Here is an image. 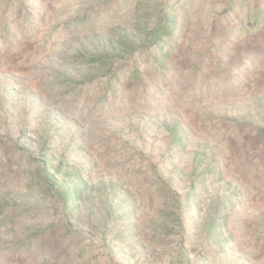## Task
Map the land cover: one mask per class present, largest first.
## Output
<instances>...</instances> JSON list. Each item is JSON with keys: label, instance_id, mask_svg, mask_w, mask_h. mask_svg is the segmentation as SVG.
<instances>
[{"label": "rangeland", "instance_id": "rangeland-1", "mask_svg": "<svg viewBox=\"0 0 264 264\" xmlns=\"http://www.w3.org/2000/svg\"><path fill=\"white\" fill-rule=\"evenodd\" d=\"M197 1L0 0V264H264V5Z\"/></svg>", "mask_w": 264, "mask_h": 264}, {"label": "crops", "instance_id": "crops-1", "mask_svg": "<svg viewBox=\"0 0 264 264\" xmlns=\"http://www.w3.org/2000/svg\"><path fill=\"white\" fill-rule=\"evenodd\" d=\"M211 1H213V0H199V1H197L196 4L200 8V10H202V7L205 6V5H208V3H210ZM261 4L264 5V3H261V0H260V3L258 5L261 6ZM247 9L248 8L245 7V11H247ZM256 43L259 44L262 49H264V36H261V38H259Z\"/></svg>", "mask_w": 264, "mask_h": 264}]
</instances>
